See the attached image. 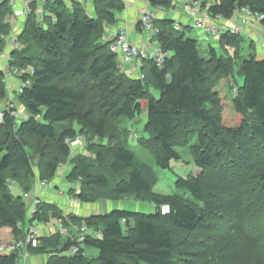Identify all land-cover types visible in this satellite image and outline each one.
I'll return each instance as SVG.
<instances>
[{
	"label": "trees",
	"instance_id": "16d2710c",
	"mask_svg": "<svg viewBox=\"0 0 264 264\" xmlns=\"http://www.w3.org/2000/svg\"><path fill=\"white\" fill-rule=\"evenodd\" d=\"M82 1L91 7L78 0L70 5L46 0L41 21L33 9L17 36L23 48L10 53V70L26 71L18 79L22 93L13 92L11 98L26 118L4 109L0 122V233L22 240L26 226L49 224L64 215L44 201L28 215L23 195L32 189L35 156L41 181L52 180L63 163L71 165L65 178L78 182L74 198L80 204L92 205L99 197L113 201L132 197L156 210L68 214L64 220L68 230L84 224L94 235H85L79 243L59 231L40 236L28 253L44 255L45 264H264L261 235L234 229L215 239L210 236L217 214L230 211L244 221L264 208V58L249 53L234 60L228 48L239 46L243 36L229 31L219 32L218 45L231 61L212 46L203 56L199 41L189 36L192 26L176 30L174 18L158 14L174 9L176 0H142L159 16L158 32L150 41L165 57L161 67L143 58L138 75L131 76L122 71L119 56L104 40L120 29L112 31L126 3ZM191 1L213 20L229 21L248 9L263 16L259 25L264 28V0ZM9 13L7 0H0V53L11 33L4 22ZM233 55L237 57L236 49ZM232 75L241 77L242 83L233 88L228 107L217 87ZM4 78L0 70V109L9 94ZM228 108L237 122L227 120ZM142 112L146 121L135 142L149 150L157 168L170 170V163L181 159L177 149L188 147L196 171L178 177L175 185L191 199L155 192V170L132 151L130 131L117 128ZM77 136L86 150L71 156L65 141ZM106 159L103 168L92 163ZM217 164L220 175L213 172ZM163 206L167 213L160 212ZM73 245L77 252L70 255ZM5 247L0 240V264H18L19 252ZM86 248L97 250V256H87Z\"/></svg>",
	"mask_w": 264,
	"mask_h": 264
},
{
	"label": "rangeland",
	"instance_id": "374dc122",
	"mask_svg": "<svg viewBox=\"0 0 264 264\" xmlns=\"http://www.w3.org/2000/svg\"><path fill=\"white\" fill-rule=\"evenodd\" d=\"M202 1L205 2H211V0H199V3H201ZM88 6L89 2L87 3ZM91 7V6H90ZM205 13L202 10V16L204 17ZM240 16V15H239ZM201 21L204 22V18H201ZM242 17V16H241ZM240 17V18H241ZM121 18V17H120ZM219 21V20H218ZM232 21H236L235 18H232ZM224 23L220 22V26L222 27H226L228 28H232L235 27L234 26H230L227 27L225 26L227 21H223ZM239 24H241V22H239ZM207 26V25H204ZM249 27V24L245 25ZM131 31L134 33L135 32V27L134 24L132 26ZM238 33L233 34L234 36H240L243 35V37L241 38V42L239 46H236L234 49L237 50V57H234L233 52L234 49L233 48H228L229 54L234 58V60H239V57H243V58H247L249 53H255L256 52V48L257 47H253V42L251 41L252 38H249L246 34L244 35L243 33H245V30L243 31V29L238 30ZM242 33V34H240ZM247 33V31H246ZM249 33V32H248ZM256 37L259 39L261 37V33L258 29H256L253 32ZM230 34H232L230 32ZM129 38L131 37L130 34H128ZM189 36L196 38L199 41L200 44V48H201V54L203 56H207L208 55V48H210V46L214 47L216 50H218L220 52V54H223L225 57L226 61H231L230 58L228 57V53L227 51L224 50L223 47H220L218 45V41H219V35L217 34H213V35H206L205 33L201 32L198 29H193L192 32H190ZM144 37H145V44L143 45L144 48H146V46H149V48L147 49L148 52H153V51H157L158 50V45L156 42H151V44H147L149 42V34L148 33H144ZM132 39V38H131ZM132 43V40L131 42ZM134 44V43H133ZM142 45L140 47H143ZM262 58H264V55H262ZM0 62L2 63V70L5 74V77L9 79L11 87H12V81H17V78L15 76H13L11 74V70L10 68L7 66L8 62H2L0 60ZM235 62V61H234ZM236 65H234V68L236 69ZM136 76V75H134ZM12 80V81H11ZM242 83V79L239 76H231L228 79H222L218 82V90L220 92V94L227 100L226 101V105L229 107L230 103V97H232L234 95L233 92V88L236 86V84L241 85ZM13 93V92H12ZM17 93V92H15ZM94 99L92 98L91 100H89V104L90 101L92 102ZM15 101V106H17V109L20 110V105L17 103L16 100ZM5 106V105H4ZM19 118V117H18ZM227 120L229 121V123H235L237 122V117L231 112V110L227 111ZM146 121V113L142 112V114H140V116H138V118H136L135 120H133L132 122L128 123V122H124V123H119L118 125V129H122V127L127 128V130L130 131V135L128 136L129 143L132 146V151L136 154V156L139 158V160H141L143 163L149 165L150 167H152L156 174H157V184L154 188V191L160 194H164V195H178V196H182V197H187L188 199H191V197H189V194H187L184 190L178 189L175 185V180L178 177H182V178H186L190 173H194L196 171V167L193 164V159L189 154L188 151V147L186 148H179L177 149L178 152L180 153L181 159L179 161H172L170 163L171 169L170 170H161L159 168L156 167L155 162L153 160V157L151 156V154L149 153V150L146 148H142L136 145V138L140 136V134L142 133V128L143 125ZM18 122V121H17ZM119 133V132H118ZM95 143H99V141L97 139L94 140ZM86 144H84V141L82 143V145L78 148H75L72 151L71 156H73V154L78 153V151L80 150H84ZM86 150V149H85ZM84 155H87V152L84 151L83 152ZM33 170H34V178H31V182L32 183V189L29 191H33L34 189L37 190L36 186L38 185V183L41 181L39 179V170L36 167V164L39 162L38 158L33 156ZM106 162H108V159H106L105 161H103L102 163L96 164L92 161V163L95 166L98 167H105L106 166ZM71 169V165L67 162V163H63L57 170L55 177L50 180L49 186L47 188V190H42V192L44 193V199H42L44 202L48 203V204H52L54 205L58 210H60V212L62 214H64L65 216H67L68 214H75L78 216H83L84 214H91L93 212H100L101 211V204L102 201H105L107 209H114V208H118V209H125V210H129V211H134V212H143V213H153L154 212V206L151 205L148 202H140L135 200L132 197H127V198H123L121 200L118 201H113L110 199H102V197H99L96 199L95 203L92 205H83L80 203H73L72 198L74 197L75 192L80 190L79 184L78 182H70L67 181L65 176L66 174L70 171ZM220 171H221V166L220 164H217L215 169H213V172L216 173V175H220ZM16 188L19 190L20 188L16 186ZM15 187L12 188V192L14 194H17L19 191L16 189ZM39 191V190H38ZM40 192V191H39ZM42 192H40V194H42ZM45 193H47L48 195H52L53 198H49L45 195ZM104 198V197H103ZM75 204V205H73ZM237 204V203H236ZM230 212V211H229ZM226 212L221 213V214H217L215 216V219L213 221V233L210 235L212 238H218L219 236H221L222 234H224L227 231L230 230H234L237 229L239 230L240 233L244 234V235H261L262 239L264 240V208L261 209L258 213H256L255 215L252 216V218L250 220H244V221H240L238 218H235L234 216L230 215ZM80 214V215H79ZM87 215V216H88ZM43 224V223H40ZM50 224V223H49ZM52 231L54 230L55 232L57 231V228L54 226L53 228H51ZM8 234L5 233H0V237H1V241H5L6 243V247L4 249H6L7 247L10 246V244H12L13 242H18L19 240H9L8 239ZM85 254L89 257H96L98 252L97 250L93 249V248H86L85 249ZM31 253L28 254V257L26 259V264H31ZM35 259L39 262L45 261L44 259V255H35L34 256ZM44 263V262H43ZM18 264H23V259L20 257ZM179 264H192V263H179Z\"/></svg>",
	"mask_w": 264,
	"mask_h": 264
},
{
	"label": "built area",
	"instance_id": "2783aa9c",
	"mask_svg": "<svg viewBox=\"0 0 264 264\" xmlns=\"http://www.w3.org/2000/svg\"><path fill=\"white\" fill-rule=\"evenodd\" d=\"M65 4L70 5L74 0H63ZM79 3H82L85 8H89L88 2L84 3L82 0H78ZM184 8L190 10L191 14H193L194 21L192 23V27L200 28V30L205 33L206 35L216 34L223 31H229L232 34L238 33L240 30L239 25H236L232 28L222 27L218 24L204 26L199 18H197L199 14L198 5L192 3L191 0H181ZM9 7L11 8V13L7 14L4 18V22L9 24L11 27V33L6 36L5 42L6 46L2 53H0V60L2 62L10 61V53L15 50H20L23 48V45L18 41V34L24 27L25 20L31 14L32 10L35 9V13L38 16V19L41 21V14L42 8L46 3V0H7ZM90 4V3H89ZM240 14H242L240 18V22L242 25H250V24H259V22L263 19V16L260 14H252L248 9H241ZM238 12V13H239ZM158 15L156 12L151 11L149 9H142L139 12L138 23L139 28L144 33H148L149 36H153L157 34L158 29L155 26V21L158 19ZM196 17V18H195ZM216 20H221L220 17H217ZM181 24L179 22H175L174 28L176 30L181 29ZM105 41H110V50L117 54L120 58V67L124 64H135L136 66L141 65V61L143 58L147 57L148 59L153 60L156 67H161L164 61L165 54L161 53L158 49L157 51L148 52L146 48L136 46L129 42L128 40V32L125 28H120L116 32H109L108 37H104ZM264 42V28H262V36L261 42ZM24 69L19 68H12L11 74L17 78V82L10 84L8 78H4L5 83L7 84L8 89V99L5 100V103L0 109V122H2L4 118V109L10 111L11 115L18 118L22 116L26 118V115H22L21 109H17L15 105L12 103V92H17L15 95H19L22 93V84L18 82V79L25 74ZM12 81V80H11ZM28 85V82H26ZM5 105V106H4ZM66 144L69 146L71 150L78 148L82 145L83 139L81 136H77L73 139H66ZM50 181L43 180L38 183L36 186L37 190L34 189L31 192L25 193L23 195L24 201L26 202V206L28 209V215L32 216L33 213L36 211V208L42 202L39 191L47 190ZM39 190V191H38ZM73 203H79L76 198H72ZM75 205V204H73ZM160 212L162 214L168 212V207L163 206L160 208ZM65 215L61 217H57L52 220L50 224H37L33 223L28 226L25 230L24 238L19 240L18 242H13L7 247L5 250L7 251H17L21 255L23 261L28 256V248H35L39 244V237L42 235H46L49 233L55 232L52 231L51 228L54 226L57 228L63 236L70 237L73 241L79 243L84 240L85 235H94L93 231L88 229L86 225L82 224L79 227H75V234L72 235L68 228L64 226ZM50 231V232H49ZM77 252V246L73 245L70 250L69 254L72 255ZM45 264V263H44Z\"/></svg>",
	"mask_w": 264,
	"mask_h": 264
},
{
	"label": "crops",
	"instance_id": "0c3cea01",
	"mask_svg": "<svg viewBox=\"0 0 264 264\" xmlns=\"http://www.w3.org/2000/svg\"><path fill=\"white\" fill-rule=\"evenodd\" d=\"M124 2L126 3L125 10H124L123 13H121V16H120L121 18H120V20L118 22V25L116 27L112 28V31H114L115 29H118V28H125L127 30L128 34H130V36H131L129 38V41L131 42V40H132V44L134 43V45H136V46H139V47L141 45L143 46L145 44V42H144L145 41L144 32L141 31L139 27H137V21H138L140 10H142L144 8L149 9V6L146 3H144L142 0H124ZM203 11L205 13L204 17H201L202 16V11H199V15L197 16V18H199V19H200V17L205 19L204 22H202L203 20L201 21L203 25H207V26L208 25H214V24L220 25V22L224 23L223 21H225V20H222V19L219 20V21L216 20V19L213 20L210 17H208V15L205 12V10H203ZM158 14H159V16H165V17H169V18H174L177 22H179L181 24V26L182 25L192 26V23L194 21L193 14H191L189 11H187V10H185L183 8V4L181 3V0H176V6H175L174 9H171L170 11H165V12L161 11V13H158ZM239 15L240 14H237L236 16L233 17V18L236 19V21H232V19H231V20L226 22L225 26H227V27L231 26L232 27L234 25L235 26L239 25L240 29H243V31L245 30V33H243V34L244 35L249 34L247 36L249 38H252L251 41L253 42V47H257L256 48V52L254 54L258 58H262V55H264V42L262 44H260L261 37L258 39L256 37V35L253 33L256 29H258L260 31V33H261V36H262V28H261V26L259 24H250L249 27H248V26L239 24L240 17H241V15L240 16ZM133 24H134V27H135V32L134 33L131 31ZM246 31H247V33H246ZM216 34L219 35V33H216ZM240 34H242V33H240ZM211 35H213V34H211ZM147 44H151L150 38H149V42ZM2 68H3L2 67V63L0 62V69H2ZM121 69H122L123 72H125L126 74L131 75V76H134V75L137 76L138 73H139V66H136L135 64H124L121 67ZM16 82L12 81V84L16 83ZM40 192H42V191H40ZM40 192H39V195H40V198L42 200V199H44V193L42 192V194H40ZM45 195L47 197H49V198H53L52 195H48L47 193H45ZM87 215L88 214H84L81 217H85ZM27 228H28V226L25 227V230ZM69 230L71 231L72 235L75 234V230L74 229H70L69 228ZM50 234H52V233H49L48 235H50ZM26 259L23 261V264H26ZM44 259L46 260L45 256H44ZM43 262L45 263V261H43ZM43 262H42V264H44ZM31 264H41V262L37 261L35 259V257L31 255Z\"/></svg>",
	"mask_w": 264,
	"mask_h": 264
},
{
	"label": "water",
	"instance_id": "95a60500",
	"mask_svg": "<svg viewBox=\"0 0 264 264\" xmlns=\"http://www.w3.org/2000/svg\"><path fill=\"white\" fill-rule=\"evenodd\" d=\"M101 214L102 215H105V214H107V206H106V203H105V201H102V204H101ZM156 212V210H154V213Z\"/></svg>",
	"mask_w": 264,
	"mask_h": 264
}]
</instances>
